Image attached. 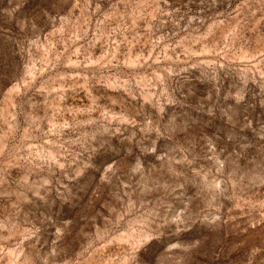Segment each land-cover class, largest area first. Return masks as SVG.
Returning a JSON list of instances; mask_svg holds the SVG:
<instances>
[{"label":"rangeland","instance_id":"374dc122","mask_svg":"<svg viewBox=\"0 0 264 264\" xmlns=\"http://www.w3.org/2000/svg\"><path fill=\"white\" fill-rule=\"evenodd\" d=\"M0 264H264V0H0Z\"/></svg>","mask_w":264,"mask_h":264}]
</instances>
